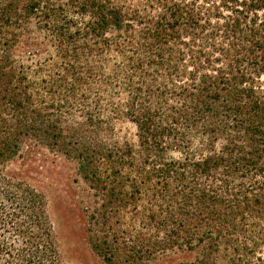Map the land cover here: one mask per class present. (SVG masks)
<instances>
[{"label": "trees", "instance_id": "16d2710c", "mask_svg": "<svg viewBox=\"0 0 264 264\" xmlns=\"http://www.w3.org/2000/svg\"><path fill=\"white\" fill-rule=\"evenodd\" d=\"M263 77L264 0H0V264H65L27 140L102 264H264Z\"/></svg>", "mask_w": 264, "mask_h": 264}, {"label": "rangeland", "instance_id": "374dc122", "mask_svg": "<svg viewBox=\"0 0 264 264\" xmlns=\"http://www.w3.org/2000/svg\"><path fill=\"white\" fill-rule=\"evenodd\" d=\"M134 131L130 124L124 128V133L130 137ZM6 169L45 195L65 264H102L90 255L87 244L82 208L87 186L78 173L75 161L27 140L20 154ZM182 260L181 256L173 254L160 257L151 264H180Z\"/></svg>", "mask_w": 264, "mask_h": 264}]
</instances>
